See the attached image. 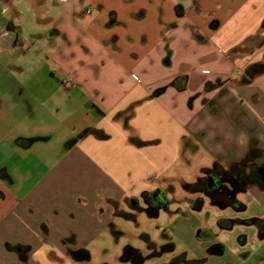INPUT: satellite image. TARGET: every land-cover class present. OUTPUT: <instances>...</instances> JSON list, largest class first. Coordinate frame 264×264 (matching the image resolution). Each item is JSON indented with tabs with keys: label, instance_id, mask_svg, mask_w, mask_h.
<instances>
[{
	"label": "crops",
	"instance_id": "1",
	"mask_svg": "<svg viewBox=\"0 0 264 264\" xmlns=\"http://www.w3.org/2000/svg\"><path fill=\"white\" fill-rule=\"evenodd\" d=\"M263 20L264 0H0V60L43 59L27 81L0 62V110L18 120L0 129V264H90L116 210L168 190L181 161L264 152V73L245 79ZM4 146L46 158L11 164Z\"/></svg>",
	"mask_w": 264,
	"mask_h": 264
},
{
	"label": "rangeland",
	"instance_id": "2",
	"mask_svg": "<svg viewBox=\"0 0 264 264\" xmlns=\"http://www.w3.org/2000/svg\"><path fill=\"white\" fill-rule=\"evenodd\" d=\"M23 9L27 17L16 22V25L22 28L25 41H32L30 34L35 24L29 22L27 9ZM23 49L18 58L4 54L0 62L10 65L19 63L25 66V70L16 72L9 66V71L2 79L27 81L34 77V67L42 64L43 59L28 51L26 46ZM2 89L0 87V97ZM9 113L7 114L5 104L3 110H0V129L3 133L5 130L17 129L18 126L17 118ZM26 123L27 121L23 124ZM1 136L0 133V138ZM5 147L1 148L5 149L4 156L11 164L26 166L30 161L29 168H32V164L46 158L42 152L33 153V149L16 154L13 149ZM214 164L204 153H196L190 159L181 161L177 168L179 176L173 184L166 186L170 201L168 209L161 210L156 217L129 208L125 214L131 215H115L111 225L100 229L96 240L88 246L92 254L89 263L133 264L123 259L126 249L132 247L142 256V264H264V239L260 238L256 225L244 222L254 218L264 219V201L252 189L236 196L246 206L242 211L213 205L207 198L201 210L193 208L195 200L203 196L200 192H187L185 185L196 183L197 179L203 177L204 169L211 168ZM171 190L177 192L173 194ZM220 219L230 221L232 227L222 228L218 223ZM199 228L209 230L212 240H198L196 232ZM244 240L245 244H242ZM170 244L174 248L165 251L163 248ZM215 246L223 252L214 253Z\"/></svg>",
	"mask_w": 264,
	"mask_h": 264
},
{
	"label": "flooded vegetation",
	"instance_id": "3",
	"mask_svg": "<svg viewBox=\"0 0 264 264\" xmlns=\"http://www.w3.org/2000/svg\"><path fill=\"white\" fill-rule=\"evenodd\" d=\"M264 152L255 151L253 155H248L242 162L230 161L226 164L216 162L211 168L204 169L203 177L197 179L196 183L186 184L187 192H200L203 197L195 200L193 208L201 210L205 203V198L216 206L222 208L232 207L242 211L246 206L237 200V195L246 192L248 189L256 188L264 192ZM173 189V188H171ZM169 190L157 189L149 193H144L138 198H129L126 200L127 208L138 212H146L151 217H156L163 209H168L170 201L168 200ZM175 194L174 190L170 191ZM124 210H116V215L125 214ZM229 222V223H228ZM248 224L257 226L259 236L264 239V219L254 218L244 221ZM224 229L231 228L230 221L220 219L218 221ZM227 225H224V224ZM198 240H212L211 232L205 228H199L196 232ZM245 244V240L242 241ZM172 244L164 247L165 251L172 250ZM214 253H222L223 250L217 246L213 247ZM78 259H84L88 255L86 250H80L73 253ZM125 261L133 264H142L143 258L139 252L128 247L123 255Z\"/></svg>",
	"mask_w": 264,
	"mask_h": 264
},
{
	"label": "trees",
	"instance_id": "4",
	"mask_svg": "<svg viewBox=\"0 0 264 264\" xmlns=\"http://www.w3.org/2000/svg\"><path fill=\"white\" fill-rule=\"evenodd\" d=\"M262 27L264 28V20L262 22ZM264 73V62L261 63H255L251 66H249V68L246 71V75H245V79L250 81L253 78H255L258 75H261ZM139 145H143V142H138ZM256 149H255V143L252 145L249 155H253V153H255Z\"/></svg>",
	"mask_w": 264,
	"mask_h": 264
}]
</instances>
